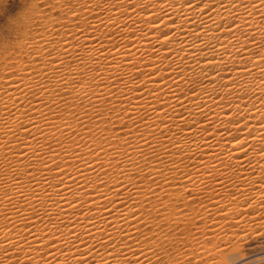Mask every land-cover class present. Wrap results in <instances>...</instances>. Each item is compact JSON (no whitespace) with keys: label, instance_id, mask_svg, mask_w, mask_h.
Segmentation results:
<instances>
[{"label":"bare ground","instance_id":"6f19581e","mask_svg":"<svg viewBox=\"0 0 264 264\" xmlns=\"http://www.w3.org/2000/svg\"><path fill=\"white\" fill-rule=\"evenodd\" d=\"M13 31L0 47V264H176L170 232L196 216L260 227L264 0H39ZM109 108L125 129L103 125ZM235 247L213 262L264 257Z\"/></svg>","mask_w":264,"mask_h":264},{"label":"rangeland","instance_id":"374dc122","mask_svg":"<svg viewBox=\"0 0 264 264\" xmlns=\"http://www.w3.org/2000/svg\"><path fill=\"white\" fill-rule=\"evenodd\" d=\"M37 1H39V0H0V47H1V43L4 41V42H10V41H12L15 37H16V34H15V31H13V28L15 27V22H17V21H19L20 20V17L22 16V14L25 12V11H27V9L30 7V6H32V4L34 3V2H37ZM14 33V34H13ZM254 78H256V77H253L252 78V80L254 79ZM259 78V77H258ZM252 80H251V82H252ZM254 81V83L252 82L251 84H255L256 82L255 81H257L256 79H254L253 80ZM255 85H257V83L255 84ZM255 85H253V87H255ZM249 96V99H251V101L253 100V102H254V97H255V95L254 94H249L248 95ZM247 96V94H246V97H248ZM250 96H252V98H250ZM257 98L255 97V100H256ZM252 103V102H251ZM253 106V104H250V106H249V108L248 109H252L251 107ZM105 110H107L106 111V114H105ZM109 110V111H108ZM112 111V109L111 108H109V109H104L103 110V113L105 114H103L102 113V115H103V117H106V120H108V121H106L105 123L103 122V125L106 127H108V126H113L112 125V123L114 124V127H120L121 125H119V124H117V122L116 121H111V122H109L111 119H110V115L109 114H113V111ZM111 112V113H110ZM109 117V118H108ZM262 120V119H261ZM109 123H111V124H109ZM242 124H244V122L242 123ZM244 125H246V122H245V124ZM123 126V125H122ZM121 128H123V129H125V127H120L119 129H121ZM176 181H177V179H175ZM176 184V185H175ZM173 185H175V186H179V184L178 183H176L175 181H174V183H173ZM172 185V186H173ZM175 198H174V200L172 201V202H176V201H178V202H180L181 204L182 203H184V201L183 200H181L182 198H180V197H176V196H174ZM180 198V199H179ZM179 200H181V201H179ZM178 202H176V204L177 205H180V207H183V204H182V206H181V204L179 203L178 204ZM197 203V204H196ZM192 204H194V205H199L198 204V201H195V202H192L191 204H188V205H192ZM233 204V203H232ZM186 205H184V207H185ZM223 211V209L221 208V210H220V212H222ZM172 215H174V214H171L170 215V217L171 218H173L172 217ZM221 216L222 215H219L218 213H216V215L215 216H211L210 218H212V220H210L209 219V217H207V218H205V219H202L203 221H201L200 223L201 224H199V217L198 216H196V217H194V220L196 219V221H195V224L193 223V224H190L188 227H185V229H183L184 227L182 226V224H181V226H180V224L178 225V226H176V228L177 229H173L170 233L171 234H173V242L174 243H172V245H168L167 247H169V246H172V247H174V248H172L171 247V251L172 252H170V253H172L171 255H173L172 257L174 258H172V260H173V262L174 263H176V264H215V262H213V256H212V254L211 253H213L212 251H215V250H217V249H219V248H221V247H224V251L227 253L229 250H231V249H234V248H232V247H235V245H236V247L238 246L239 247V252H241V254L243 253V256H244V253H245V256L244 257H251V258H249V259H256V257H258V256H256L255 257V255H261V258L263 257V255H264V219H261L260 218V222H262L261 224H260V227L257 225L255 228H253L252 230L251 229H249V230H247V231H242V230H236L235 232H234V234H233V232L231 231V230H233V229H236L235 227L236 226H234L233 227V225L234 224H232V223H235L234 222V218L235 217H233V219L231 218V217H224V216H222V218H221ZM220 217V218H219ZM215 220H214V219ZM219 218V219H218ZM228 218H230L229 220H228ZM264 218V217H263ZM218 219V220H217ZM174 220V219H173ZM179 220V219H178ZM193 220V221H194ZM182 221L185 223L186 222V220H179L178 222L179 223H182ZM191 221V220H190ZM208 221V222H207ZM212 221V222H211ZM222 221V222H221ZM224 221V222H223ZM204 222V223H203ZM221 222V223H220ZM227 222H228V224H230L229 226H228V224H227ZM230 222V223H229ZM199 225H198V224ZM217 225H216V224ZM219 223V224H218ZM206 224H207V226H206ZM210 224V225H209ZM216 226H215V225ZM221 224H227V226H228V228L225 226L222 230H220V231H216V229H214V228H216L217 226H219V225H221ZM195 225V226H194ZM201 225V226H200ZM203 225V226H202ZM195 228H194V227ZM205 226V227H204ZM212 226V227H211ZM182 227V228H181ZM204 227V228H203ZM210 227V228H209ZM257 227H259V228H257ZM193 228L195 229V230H193ZM200 228H202L204 231H202V229H200ZM208 228H209V231H208ZM183 229V230H182ZM199 229H200V231H199ZM213 229V230H212ZM188 230V231H187ZM193 230V231H192ZM206 230V231H205ZM224 230H228V232L226 231H224ZM175 232V234H174V232ZM191 231H192V233H191ZM211 231V232H210ZM214 231V232H213ZM173 232V233H172ZM186 232V233H185ZM218 234H217V233ZM221 232V233H220ZM223 232V233H222ZM232 232V233H231ZM243 232H247L246 234L245 233H243ZM185 234V237H184V234ZM195 233V234H194ZM203 233V235H202V238H200L201 237V234ZM211 235H210V234ZM182 234V235H181ZM193 235V236H192ZM196 235V237H194ZM217 235V236H216ZM213 236V237H212ZM217 238H216V237ZM230 236V237H229ZM232 236V237H231ZM240 236H242V237H240ZM244 236V237H243ZM182 237V238H181ZM191 237V238H190ZM197 237L199 238V239H197ZM204 237V238H203ZM224 237V238H223ZM175 238H177V240L175 239ZM189 238V239H188ZM214 238V239H213ZM179 239H181V240H179ZM183 239H184V242H183ZM187 239V240H186ZM195 239H197V240H195ZM201 239V240H200ZM204 240V243H201V241L203 242V240ZM206 239V240H205ZM225 239V240H224ZM228 239V240H227ZM190 240H192V241H190ZM230 240V241H229ZM176 241H177V243H176ZM197 242V245H199L198 244V241H199V243H201L199 246H197L196 245V242ZM229 241V242H228ZM187 242H190V243H187ZM211 242H213L212 244H211ZM185 243V244H184ZM209 243V245L207 246V244ZM175 244V245H174ZM180 245L181 244V246H177V245ZM224 244V245H223ZM234 244V245H233ZM184 245H188L187 247H185ZM205 247H204V246ZM221 245V246H220ZM233 245V246H232ZM182 246L183 247H185V249L184 248H182ZM201 246H203V249L202 248H199V247H201ZM219 246V247H218ZM179 247V248H178ZM236 247H235V249H236ZM181 248H182V250H181ZM229 248V249H228ZM231 248V249H230ZM177 249V251H175ZM207 249H209L210 251H208L210 254H207ZM180 250V251H179ZM204 250V251H203ZM175 253H174V252ZM183 251V252H182ZM185 251V252H184ZM181 252V253H180ZM199 252V253H198ZM187 253V254H186ZM190 253V254H189ZM195 253H197V256H196V254ZM204 253H206V254H203ZM262 253V254H261ZM185 255L184 257H183V259L182 258H180V257H182V255ZM189 254V255H188ZM255 254V255H254ZM176 255V256H175ZM178 255V256H177ZM188 255V256H187ZM190 255H192V256H190ZM200 255V256H199ZM197 258H195V257ZM175 257H176V259H177V257L178 258H180V259H175ZM190 257V258H189ZM194 257V258H193ZM199 257V258H198ZM211 257V258H210ZM191 258H192V260H191ZM213 258V259H212ZM216 258V257H215ZM258 258H260V257H258ZM195 259V260H194ZM199 259V260H198ZM205 259H206V261H205ZM211 259V260H210ZM179 260L181 261V263L179 262ZM203 260V261H202ZM215 260V259H214ZM177 261V262H176ZM188 261V262H187ZM193 261V262H192ZM198 263H197V262ZM200 261V262H199ZM202 261V262H201ZM255 261H257V260H254V262L252 263V262H250L249 264H264V257H263V259H258V261L257 262H255ZM192 262V263H191ZM262 262V263H261Z\"/></svg>","mask_w":264,"mask_h":264}]
</instances>
